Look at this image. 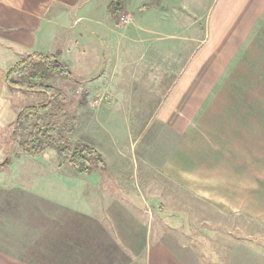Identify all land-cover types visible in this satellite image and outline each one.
<instances>
[{"label":"crops","instance_id":"0c3cea01","mask_svg":"<svg viewBox=\"0 0 264 264\" xmlns=\"http://www.w3.org/2000/svg\"><path fill=\"white\" fill-rule=\"evenodd\" d=\"M121 13L132 21L108 0H0V94L22 55H56L76 79L64 89L97 101L77 130L105 163L44 173L60 188L17 184L32 198L2 220L0 264H185L138 211L125 182L141 174L264 225V0H127Z\"/></svg>","mask_w":264,"mask_h":264},{"label":"rangeland","instance_id":"374dc122","mask_svg":"<svg viewBox=\"0 0 264 264\" xmlns=\"http://www.w3.org/2000/svg\"><path fill=\"white\" fill-rule=\"evenodd\" d=\"M110 1L108 0V4ZM206 4L204 1L203 5ZM131 14L134 17L133 13ZM53 83L63 85L64 81L54 79ZM74 87L75 83H72L71 90H67L72 97L69 104V121L76 127L71 138L73 141H84L94 146L92 142L97 139L94 132L91 137L89 131H81L79 134L77 122L82 117L76 110L81 105H88L89 102L91 105L96 100L89 101L85 93H79L76 96L79 98L74 99ZM42 98L38 92L9 90L6 84H3L0 94V225L2 220L11 218L10 214L16 215L19 212L16 210L22 209L21 200L24 204L32 198L28 197L25 191H15L21 189L17 184L29 182L36 191H42L60 188L59 184L54 185L52 182L49 185L47 178H42L44 173L51 177L57 173L63 174L64 177L78 174L77 171L69 169L67 166L70 165L65 164L53 149L27 158L30 155L23 153L18 146L19 138L12 137L14 120L20 107L38 103ZM82 98L86 99L84 104H80ZM82 116L87 118L86 114ZM84 127L90 128L87 123ZM56 167L61 168L59 172H56ZM92 167L93 170L98 169L95 165ZM43 168L49 173L42 171ZM26 173L29 174L28 177L25 176ZM27 178L30 179L26 180ZM125 184H129L130 188H137L139 194L135 196L138 200L136 206L144 215L145 221L151 223V232L159 233L161 230L162 233L158 235H162L163 240L185 264H264V225L256 217L219 207L214 202L217 200H205L198 195L189 194L186 190H177L172 181L162 175L144 177L141 174L137 181L130 179ZM214 198L220 201L222 199L219 196ZM36 200L33 197V204L37 203ZM228 204L230 205H226ZM12 209L15 210L14 213Z\"/></svg>","mask_w":264,"mask_h":264},{"label":"trees","instance_id":"16d2710c","mask_svg":"<svg viewBox=\"0 0 264 264\" xmlns=\"http://www.w3.org/2000/svg\"><path fill=\"white\" fill-rule=\"evenodd\" d=\"M126 2H109L108 9L114 18H118ZM54 79L75 78L68 65L56 55L41 52L22 55L4 71L3 82L9 90L38 92L43 96L38 103L20 107L12 137L19 138L17 143L23 153L38 156L53 149L77 172H90L94 169L92 165L105 168L101 154L93 146L72 140L75 125L69 121V93L62 85L54 84ZM85 102L86 99L80 100V104Z\"/></svg>","mask_w":264,"mask_h":264},{"label":"built area","instance_id":"2783aa9c","mask_svg":"<svg viewBox=\"0 0 264 264\" xmlns=\"http://www.w3.org/2000/svg\"><path fill=\"white\" fill-rule=\"evenodd\" d=\"M118 20L122 24H128L132 21V16L128 14H120L118 15Z\"/></svg>","mask_w":264,"mask_h":264}]
</instances>
